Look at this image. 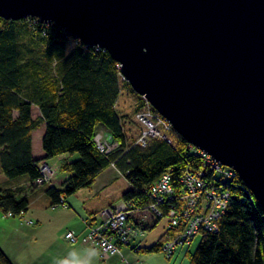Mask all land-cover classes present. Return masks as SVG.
Returning a JSON list of instances; mask_svg holds the SVG:
<instances>
[{"label": "trees", "instance_id": "obj_1", "mask_svg": "<svg viewBox=\"0 0 264 264\" xmlns=\"http://www.w3.org/2000/svg\"><path fill=\"white\" fill-rule=\"evenodd\" d=\"M72 40L75 44L69 48ZM121 80L120 64L108 51L85 45L55 23L0 17V162L5 175L27 176L30 181L41 176L43 159L33 156L32 135L46 123L44 159L78 156L60 167V172L71 173L62 187L47 188L53 206L79 190L91 189L111 165L131 184L123 200L134 209L148 206L149 189L163 174L170 173L178 186L188 168L200 166V157L176 132V141L152 138L146 147L130 143L125 116L117 108ZM34 105L41 110L38 118L32 116ZM102 126L119 143L109 154L97 145ZM244 186L239 177L229 185L232 200L220 231H201L195 252L187 249L190 264H264V209ZM0 210L21 215L29 210V200L0 188ZM175 233L167 228L146 249L162 251L164 241ZM0 264H14L1 245Z\"/></svg>", "mask_w": 264, "mask_h": 264}, {"label": "water", "instance_id": "obj_2", "mask_svg": "<svg viewBox=\"0 0 264 264\" xmlns=\"http://www.w3.org/2000/svg\"><path fill=\"white\" fill-rule=\"evenodd\" d=\"M108 51L194 147L239 173L264 209V0H0Z\"/></svg>", "mask_w": 264, "mask_h": 264}, {"label": "built area", "instance_id": "obj_3", "mask_svg": "<svg viewBox=\"0 0 264 264\" xmlns=\"http://www.w3.org/2000/svg\"><path fill=\"white\" fill-rule=\"evenodd\" d=\"M136 120L143 129L134 145L146 147L152 138L171 141L170 133L174 131L171 123L146 99L136 113ZM96 141L99 149L105 154L113 152L119 146L108 131L97 134ZM192 147L195 155L201 159L200 166L188 168L182 174L178 186L172 183L170 173L163 174L151 185L150 202L142 209L151 213L157 221L169 217L168 228L176 232L173 237L166 239L162 246V251L169 258L178 247L190 245L201 231L215 233L220 231L221 222L229 211L232 200L229 185L240 178L239 173L233 168L223 165L207 152ZM39 166L41 176L30 182L31 188L51 183L55 177L56 167L44 162ZM244 189L252 201H255L246 184ZM58 206H67L64 198L55 205ZM137 211L141 209H134L131 203L122 200L102 209L98 213V222L89 225L86 234L80 235L69 230L65 236L74 245L97 248L103 261L120 255L121 264H145L142 259L131 261L121 251L122 247L130 245L136 236L145 235L142 225L134 227L130 223V218Z\"/></svg>", "mask_w": 264, "mask_h": 264}, {"label": "crops", "instance_id": "obj_4", "mask_svg": "<svg viewBox=\"0 0 264 264\" xmlns=\"http://www.w3.org/2000/svg\"><path fill=\"white\" fill-rule=\"evenodd\" d=\"M32 116L34 118L41 116L38 105L33 106ZM46 129L47 124L43 123L32 135L33 156L35 159H43L42 161L49 160L44 159L46 154L43 149ZM100 132L107 130L102 126L98 134ZM74 157L67 154L54 157L58 158V163L53 166L56 167V171H60L62 164L65 161H72ZM62 174L55 175L51 185L61 188L71 173ZM121 175L122 172L115 165H111L99 174L91 189L77 191L74 195L66 197L67 206L58 207L53 206L44 186L31 188V181L27 176L4 179V184L0 183V188L12 189L20 196H26L29 200V210L18 216L6 215L0 210L3 213L0 218V245L14 264H57L58 260L68 257L72 251L83 255L84 250L89 247L70 243L65 236L66 232L71 230L80 235L86 234L89 225L98 222V213L102 209L123 200V194H118L114 187ZM130 188L131 184L128 190ZM130 223L134 227L142 225L145 235L136 236L130 245L123 246L122 253L131 261L135 262L142 258L146 264H153V256L144 254L150 253L146 248L154 246L158 240L145 242L142 239L146 238L147 231L155 228L159 221L148 211L141 210L130 218ZM93 264H121V258L120 255H115L108 261H103L99 255Z\"/></svg>", "mask_w": 264, "mask_h": 264}, {"label": "rangeland", "instance_id": "obj_5", "mask_svg": "<svg viewBox=\"0 0 264 264\" xmlns=\"http://www.w3.org/2000/svg\"><path fill=\"white\" fill-rule=\"evenodd\" d=\"M74 41L72 40L69 44V48H72L74 46ZM120 89L121 93L117 102V108L120 111V113L125 116V133L127 135V140L130 143H135L139 136L142 133L143 126L139 124L136 120V113L138 109L141 108L142 103H144L143 98H141V95L136 93L131 85L127 82L126 79L123 78L120 82ZM170 136L173 141H176L177 136L176 133L173 131L170 133ZM78 156H75L73 160L77 159ZM48 164L50 166H55V164L58 163V158H51L47 160ZM5 173L2 170L1 162H0V183L4 184V179H9L7 176H4ZM55 175H63L60 171H56ZM6 177V178H5ZM51 184L48 183L44 185V188H48ZM114 187L116 188V191L118 194H124L128 188L130 187V184L126 177L124 175H121L117 181L115 182ZM68 198V197H67ZM2 212L0 211V218L2 217ZM169 217H164L159 221L157 226L153 228L150 231H147L146 238H143L142 240L145 242H150L151 240L157 239L159 240L162 235L166 232L168 226H169ZM201 241V235L195 236V238L192 240L190 245H185L184 247H178L175 251L174 255L169 258L165 252H150L145 253V256H153V264H190L188 258L186 257L187 249H189L191 252H195L197 247L199 246ZM142 259V258H140ZM143 260V259H142ZM146 262L145 260H143ZM146 264V263H145Z\"/></svg>", "mask_w": 264, "mask_h": 264}, {"label": "clouds", "instance_id": "obj_6", "mask_svg": "<svg viewBox=\"0 0 264 264\" xmlns=\"http://www.w3.org/2000/svg\"><path fill=\"white\" fill-rule=\"evenodd\" d=\"M100 255L99 250L95 247H89L84 250L83 255L77 251H72L68 257L60 259L57 264H93L94 259Z\"/></svg>", "mask_w": 264, "mask_h": 264}, {"label": "bare ground", "instance_id": "obj_7", "mask_svg": "<svg viewBox=\"0 0 264 264\" xmlns=\"http://www.w3.org/2000/svg\"><path fill=\"white\" fill-rule=\"evenodd\" d=\"M134 144V143H133ZM41 162H44V163H46V164H48V162L47 161H41ZM55 178V177H54ZM54 180V179H53ZM53 182V181H52ZM52 182L50 183V184H52ZM46 184H48V183H46ZM46 184H44V185H46ZM44 185H42V186H44Z\"/></svg>", "mask_w": 264, "mask_h": 264}]
</instances>
